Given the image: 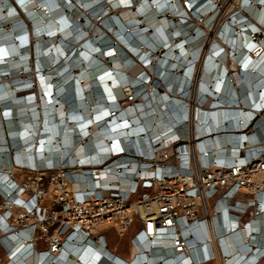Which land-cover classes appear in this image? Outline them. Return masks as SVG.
Here are the masks:
<instances>
[{
	"label": "bare ground",
	"instance_id": "bare-ground-1",
	"mask_svg": "<svg viewBox=\"0 0 264 264\" xmlns=\"http://www.w3.org/2000/svg\"><path fill=\"white\" fill-rule=\"evenodd\" d=\"M185 1L0 0L1 194L21 177L14 162L90 164L96 160L87 159L85 152L95 149L104 155L101 142L106 138L124 148L122 142L130 136L158 133L157 140L171 133L177 106L187 96L203 104L195 116L198 127L207 129L197 135L208 134L206 143L217 156L227 152L222 146L235 134L217 132L234 130L231 114L247 107L251 116V100L264 94V35L256 36L264 32V0ZM25 17L33 20L30 26ZM259 124L257 120L255 132L262 129ZM125 160L135 164L130 156ZM9 168L16 171L13 178ZM84 169L82 181L91 173ZM260 231L252 236L255 242L264 238V227ZM71 236L59 255H39L42 242L15 241L10 263L188 264L170 257L167 244L160 248L152 240L129 244L125 252L109 247L105 237ZM192 237L202 238L198 232ZM249 248H231L226 264H251L253 249L251 260L244 254ZM7 261L3 253L1 264Z\"/></svg>",
	"mask_w": 264,
	"mask_h": 264
},
{
	"label": "built area",
	"instance_id": "built-area-1",
	"mask_svg": "<svg viewBox=\"0 0 264 264\" xmlns=\"http://www.w3.org/2000/svg\"><path fill=\"white\" fill-rule=\"evenodd\" d=\"M202 106L197 97H185L177 106L174 130L157 140L158 133L150 138L130 136L120 148L111 139H100L105 154L85 152L87 159L96 160L90 164L67 166L62 159L14 162L21 177L14 179L16 171L8 172L9 168L12 187L0 192V264L3 253L8 258L4 264H11L15 241L24 239L35 246L42 242L39 255H59L72 242L71 235L96 241L109 229L118 237L127 235L131 246L146 239L160 248L167 244L170 257L187 259L188 264H226L231 248L246 247L248 260L253 249L251 264L264 261V238L252 239L264 227V94L251 100V116L247 107L231 114L236 118L234 130L217 132L235 134L222 146L224 155L217 156L206 143L208 134L197 135L207 129L198 127L195 116ZM257 120L262 129L255 132ZM238 125L243 128L238 130ZM127 156L134 165L128 164L132 161L125 160ZM84 168L91 173L82 181ZM74 183L80 186L73 189ZM194 232L202 238L194 240Z\"/></svg>",
	"mask_w": 264,
	"mask_h": 264
},
{
	"label": "rangeland",
	"instance_id": "rangeland-1",
	"mask_svg": "<svg viewBox=\"0 0 264 264\" xmlns=\"http://www.w3.org/2000/svg\"><path fill=\"white\" fill-rule=\"evenodd\" d=\"M186 3V1L185 0H183V3ZM14 5L16 6L17 5V7H18V9H19V11H20V13L22 14V15H24L25 14V12H23L22 11V6L20 5V4H15V2H14ZM184 5H186V4H184ZM24 21L26 22V24L28 25V26H30V23L33 21V20H29L27 17H25L24 18ZM99 24V23H98ZM30 28L28 27V30H29ZM213 32V31H212ZM212 32H210L211 34H210V36L212 35L213 36V34H212ZM151 33V32H150ZM32 34V30H31V33H30V37H32V39H33V42L30 44V51H31V53H32V56H34L35 54V41H34V38H33V35H31ZM214 35L216 36V37H218V33L216 32V33H214ZM262 35H264V32H259L256 36H262ZM211 36V37H212ZM31 39V38H30ZM206 46V45H205ZM161 54V53H160ZM31 59V65L33 66V61L35 60V57H34V60L32 61V57L30 58ZM233 72V71H232ZM128 101V100H127ZM123 102H125V101H123ZM105 240L107 241V243H108V246L110 247L111 246V244L112 245H116V247H117V249L119 250V251H125V252H128V249H129V243H128V241H127V235H125V236H122V237H118L116 234H115V232L112 230V229H109V230H106L105 232Z\"/></svg>",
	"mask_w": 264,
	"mask_h": 264
},
{
	"label": "crops",
	"instance_id": "crops-1",
	"mask_svg": "<svg viewBox=\"0 0 264 264\" xmlns=\"http://www.w3.org/2000/svg\"><path fill=\"white\" fill-rule=\"evenodd\" d=\"M37 247H38V248L42 247V244H41V243H39V244L37 245ZM125 254H126V253H125Z\"/></svg>",
	"mask_w": 264,
	"mask_h": 264
}]
</instances>
